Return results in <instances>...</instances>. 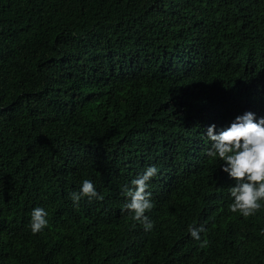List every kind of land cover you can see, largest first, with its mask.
Listing matches in <instances>:
<instances>
[{
  "label": "trees",
  "instance_id": "16d2710c",
  "mask_svg": "<svg viewBox=\"0 0 264 264\" xmlns=\"http://www.w3.org/2000/svg\"><path fill=\"white\" fill-rule=\"evenodd\" d=\"M245 111L264 117V0H0V264H264V208L231 212L205 155ZM151 164L146 232L121 188ZM83 179L101 199L74 205Z\"/></svg>",
  "mask_w": 264,
  "mask_h": 264
},
{
  "label": "clouds",
  "instance_id": "9594fccd",
  "mask_svg": "<svg viewBox=\"0 0 264 264\" xmlns=\"http://www.w3.org/2000/svg\"><path fill=\"white\" fill-rule=\"evenodd\" d=\"M206 137L210 146L205 150V155L213 159L219 158L222 161L221 170L235 181L234 186L229 188L232 198L229 210L248 217L264 208V117L245 111L220 129H216L215 124L209 125ZM157 173V166L151 164L131 179L130 185L126 184L121 188L128 198L124 209L131 213L132 219L139 222L146 232L154 227V222L145 214L153 208L151 192L146 190ZM70 197L74 205L82 197L88 200L101 199L90 179H83L79 190L72 192ZM47 216V211L42 207L32 209L28 226L33 234L47 226ZM187 231L193 240L201 242V246L206 243L201 241L200 234L205 231L202 224L189 225Z\"/></svg>",
  "mask_w": 264,
  "mask_h": 264
}]
</instances>
